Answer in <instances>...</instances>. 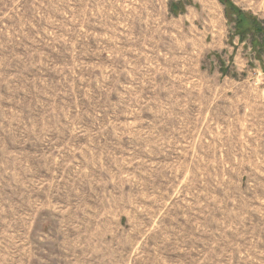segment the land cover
I'll return each mask as SVG.
<instances>
[{"label":"rangeland","instance_id":"rangeland-1","mask_svg":"<svg viewBox=\"0 0 264 264\" xmlns=\"http://www.w3.org/2000/svg\"><path fill=\"white\" fill-rule=\"evenodd\" d=\"M0 264H264V0H0Z\"/></svg>","mask_w":264,"mask_h":264},{"label":"trees","instance_id":"trees-1","mask_svg":"<svg viewBox=\"0 0 264 264\" xmlns=\"http://www.w3.org/2000/svg\"><path fill=\"white\" fill-rule=\"evenodd\" d=\"M224 4H226V2L224 3ZM180 6V3H175V2H172V3H170V11H171V14H173L174 16H176V15H178L179 13H178V9L180 8L179 7ZM183 10V9H182ZM181 10V11H182ZM181 13V12H180ZM241 13L239 12H237V15H240ZM231 17H228V19H230ZM242 22H240L241 24H243V20H241ZM229 22H232L231 20H229Z\"/></svg>","mask_w":264,"mask_h":264}]
</instances>
